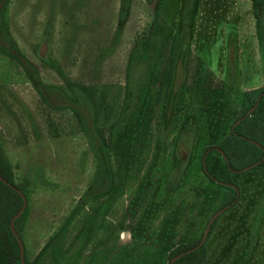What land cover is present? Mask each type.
<instances>
[{"label":"rangeland","instance_id":"374dc122","mask_svg":"<svg viewBox=\"0 0 264 264\" xmlns=\"http://www.w3.org/2000/svg\"><path fill=\"white\" fill-rule=\"evenodd\" d=\"M252 2L6 1L14 45L49 96L0 50V169L12 172L25 194L15 228L28 261L169 264L181 247L202 240L211 216L234 194L202 168L206 148L219 145L244 170L236 204L218 213L202 243L208 264H264V167H253L264 152V114L254 113L258 102L250 107L247 96L232 95L238 87L227 82L230 69L222 77L223 68L208 67L222 63L225 50L239 58L244 33L254 31L244 12ZM158 14L172 32L138 116L119 126L126 82L143 73L131 56L151 37ZM180 44L188 50L185 81L171 111L167 90ZM72 95L81 107L70 104ZM92 130L104 144L107 179L95 173ZM19 202L3 190L0 213Z\"/></svg>","mask_w":264,"mask_h":264},{"label":"trees","instance_id":"16d2710c","mask_svg":"<svg viewBox=\"0 0 264 264\" xmlns=\"http://www.w3.org/2000/svg\"><path fill=\"white\" fill-rule=\"evenodd\" d=\"M6 1L7 0H0V50L12 56L14 59L18 60L23 65L27 75L30 77L36 88L48 99L49 96L47 94L46 85L41 82L38 71L32 66L31 63H29L27 60H25V58H23V56L20 54V52L14 45L15 41L9 32V28L3 15V10L6 5ZM128 1L129 0H121V3L127 4ZM171 32L172 29L166 17L163 14H158L154 23L151 37L143 41L133 52L131 56V63L132 65L142 66L143 73L140 75L139 78L134 79V81L128 79V81L126 82L124 99L118 117L119 126L127 125L138 116V112L142 107L143 101L149 89L152 69L157 59L159 58L163 40L167 36H169ZM187 55L188 50L183 49L182 44H180V47L178 46L172 58V74L167 90L166 100V108L171 111L175 107L179 92L182 89L185 81L184 67L186 65ZM233 94H242L247 96V99L251 102L250 107L253 106L254 103L258 102V107L254 110V113L263 116L264 85L245 91H240L235 88L232 92V95ZM70 99V104L73 107H81L77 95H72ZM254 122L255 121L252 122L253 124L251 125L250 129L254 128ZM244 131L247 133L249 132L247 130ZM233 132L235 133L234 129ZM233 132L229 137L234 135ZM91 133L94 137L93 146H97V162L95 166L96 176H101L104 179H107L110 173L108 160L106 158L105 150L103 148L104 144L98 140L94 130H92ZM240 134L238 136H240ZM217 146L219 145L208 146L206 148L202 156V168L209 180L216 182L219 185L228 187L229 189L231 188V190L234 191L232 197L225 201L217 209V211H223L234 205L238 200L237 179L240 173L244 170V166H233L228 155L226 153L222 154L218 150ZM211 150H216V152H211L213 154L210 156V164H208L206 159L207 155ZM253 167H264L263 151L261 158L255 161ZM8 189L12 190L19 196L20 202L11 203L9 205L7 204L5 210L0 213V231L2 234V237L0 238V264H36L38 255L32 261L27 260L22 237L17 231V228H15L18 218L24 212L25 206L23 199L25 194L22 188L14 180L12 172H4L0 169V192ZM258 215L259 214L257 212V216ZM214 224L215 219L213 220V222H211L208 234L212 230ZM12 225H14V227H12ZM199 242L193 244V247H191L192 250L188 246L181 247V249L178 250V254H182L172 262L169 261V264H208L206 246L205 244ZM185 251L187 252L184 253Z\"/></svg>","mask_w":264,"mask_h":264},{"label":"crops","instance_id":"0c3cea01","mask_svg":"<svg viewBox=\"0 0 264 264\" xmlns=\"http://www.w3.org/2000/svg\"><path fill=\"white\" fill-rule=\"evenodd\" d=\"M252 1V7L245 8L244 12H249L246 14L249 15L248 19L253 21L254 31L244 33V46L239 52V58L235 59L232 53L231 58H227V50H225V60L222 63L208 65L216 71L223 68L226 75L221 74L222 77H226L227 70L230 69L228 73L230 78H227V82L236 84L240 91L264 85V74H262L264 71V0ZM245 19H247L246 16ZM254 76H257V79H254ZM237 79L238 82L235 81ZM261 225L258 223L259 227Z\"/></svg>","mask_w":264,"mask_h":264},{"label":"water","instance_id":"95a60500","mask_svg":"<svg viewBox=\"0 0 264 264\" xmlns=\"http://www.w3.org/2000/svg\"><path fill=\"white\" fill-rule=\"evenodd\" d=\"M24 203H25V199H24ZM220 211H221V210L216 211V212L211 216V218L209 219V221H208V223H207V226H206V228H205V232H204V234H203V238H202V240H201L199 243H203L205 237H206L207 234H208V231H209V227H210V225H211V222L214 220V218L218 215V213H219ZM12 227H14V225H12ZM172 261H173V259L171 260V262H172Z\"/></svg>","mask_w":264,"mask_h":264}]
</instances>
